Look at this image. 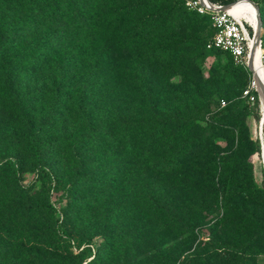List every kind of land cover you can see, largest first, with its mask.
Wrapping results in <instances>:
<instances>
[{"label":"rangeland","instance_id":"obj_1","mask_svg":"<svg viewBox=\"0 0 264 264\" xmlns=\"http://www.w3.org/2000/svg\"><path fill=\"white\" fill-rule=\"evenodd\" d=\"M164 4L167 10L158 6L151 15L171 10L170 46L184 48L179 57L145 49L136 55L123 41L115 60L120 78L104 91L98 116L72 120L67 147H20L27 154L18 165L1 169L13 189L0 190V237L17 240L7 249L0 244V264H264L261 108L254 119L241 71L205 49L212 32L205 15L185 0ZM194 18L202 24L195 33L187 25ZM227 109L238 125H212L211 115ZM130 141L140 151L162 149L156 160L176 170L165 177L138 166L131 185H121L115 147ZM38 152L58 181L40 171ZM13 163L0 147V166ZM18 188L34 195L30 212L8 202Z\"/></svg>","mask_w":264,"mask_h":264},{"label":"trees","instance_id":"obj_2","mask_svg":"<svg viewBox=\"0 0 264 264\" xmlns=\"http://www.w3.org/2000/svg\"><path fill=\"white\" fill-rule=\"evenodd\" d=\"M235 1L208 0L212 5L222 6ZM158 6L164 10L168 8L164 0H0V119L3 120L0 147L14 161L13 165L0 166V190L12 192L8 176L5 177L1 169H11L21 161L27 152L20 147H67L70 145L68 132L72 120L87 117L92 122L98 116L104 91L120 78L115 60L121 53L123 41L128 42L136 55L145 49L179 57L184 48L170 46L174 41L169 31L173 14L170 10L152 16V10ZM262 8L264 10V5ZM262 8L258 6L263 29ZM174 12L177 13V9ZM187 25L193 33L202 27L195 18ZM211 30L210 38L212 26ZM208 41L204 45L206 50H209L206 48ZM200 45V42L189 45L188 51L194 54ZM261 48L264 50L263 32ZM209 51L222 53L233 63L227 53ZM235 67L241 71L247 86L249 72ZM247 106L255 111L253 118L259 120L258 99ZM238 122L239 118L232 109L211 115L215 127L237 126ZM25 134L28 137H24ZM113 134L112 129L110 135ZM21 136L23 139L19 138ZM141 142L135 141V145ZM260 145L257 140L256 152L259 156L263 152L264 157V131L262 148ZM133 146L130 141L126 147L122 142L121 147H115L121 152L123 163L121 185H131L132 172L138 166H146L147 173L165 177L176 170L166 161L156 160L155 154L162 149L148 147L146 151H140V147ZM32 150L29 148L28 151ZM38 157L40 171L47 169L52 179L58 181L60 175L56 168L50 163L45 164L43 153L38 152ZM261 176L264 190V168ZM14 192L8 202L16 206L22 204L30 212L34 195L25 194L19 188L18 194L14 195ZM14 213L12 210V215ZM16 240L5 234L0 237V244L7 249Z\"/></svg>","mask_w":264,"mask_h":264},{"label":"built area","instance_id":"obj_3","mask_svg":"<svg viewBox=\"0 0 264 264\" xmlns=\"http://www.w3.org/2000/svg\"><path fill=\"white\" fill-rule=\"evenodd\" d=\"M185 1L190 9L196 11L199 15L207 16L210 21L213 34L206 44V48L227 53L235 66L244 68L249 72L248 84L242 91V97L246 103L251 105L256 99L259 101L260 98L257 94L256 85L259 81V74L264 76V51L261 48V42L256 46L253 55V58H255L256 51L258 52V62L256 65H254V59L250 57L257 30L256 15L250 21L245 12L239 9H232L236 4L246 0H236L234 3L225 6L212 5L205 0ZM250 58L252 59V63L249 69ZM221 104L224 106L225 103L222 102ZM259 129V141L262 148L261 126Z\"/></svg>","mask_w":264,"mask_h":264},{"label":"bare ground","instance_id":"obj_4","mask_svg":"<svg viewBox=\"0 0 264 264\" xmlns=\"http://www.w3.org/2000/svg\"><path fill=\"white\" fill-rule=\"evenodd\" d=\"M232 9H239L246 13L248 19L252 21L255 18V12L252 6H250L246 1L240 2L236 4ZM258 52L256 51L255 58L254 59V65L258 62ZM259 81L256 85L257 94L259 95L261 105V111H262V120H261V127H264V76L259 74ZM264 131V130H263Z\"/></svg>","mask_w":264,"mask_h":264},{"label":"water","instance_id":"obj_5","mask_svg":"<svg viewBox=\"0 0 264 264\" xmlns=\"http://www.w3.org/2000/svg\"><path fill=\"white\" fill-rule=\"evenodd\" d=\"M205 1L208 2V0H205ZM246 1L254 8V10L256 12V19H257V23H256L257 24V30H256V33H255V36H254V44H253V47H252V50H251V56H250L251 58H253L255 48L260 43L262 23H261V18H260L258 7L256 5H254L251 1H249V0H246ZM251 58H250V61H249V66H248L249 69H250L251 63H252V59ZM260 105H261V102H260Z\"/></svg>","mask_w":264,"mask_h":264}]
</instances>
